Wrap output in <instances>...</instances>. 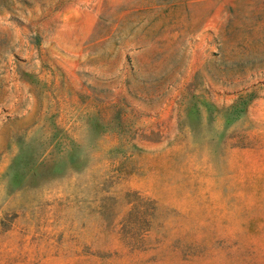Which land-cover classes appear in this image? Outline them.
Returning a JSON list of instances; mask_svg holds the SVG:
<instances>
[{"label": "rangeland", "instance_id": "rangeland-1", "mask_svg": "<svg viewBox=\"0 0 264 264\" xmlns=\"http://www.w3.org/2000/svg\"><path fill=\"white\" fill-rule=\"evenodd\" d=\"M0 264H264V0H0Z\"/></svg>", "mask_w": 264, "mask_h": 264}]
</instances>
